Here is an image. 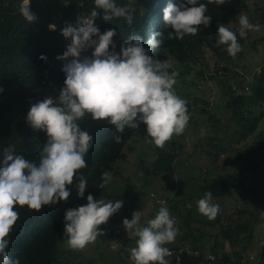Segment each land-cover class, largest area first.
I'll use <instances>...</instances> for the list:
<instances>
[{
  "label": "trees",
  "instance_id": "16d2710c",
  "mask_svg": "<svg viewBox=\"0 0 264 264\" xmlns=\"http://www.w3.org/2000/svg\"><path fill=\"white\" fill-rule=\"evenodd\" d=\"M116 2L119 5H128L132 10V24L126 23L122 17L113 18L108 22L103 21L100 18L102 14L100 9H97L98 15L93 21L94 24L101 32L109 27L116 28L118 39H124L131 32L138 31L142 36V42L151 32L159 30L163 35L161 49L150 55L161 60L168 59L171 64L169 71L175 69L177 72L173 88L177 95L186 100L188 115L192 111L191 107L198 105L201 100L191 92L181 89L177 80L184 71L194 76L201 75L203 71L195 69V62L203 57L207 60L208 68L211 67L210 64L219 66L220 63H228L235 56H240L248 46L258 48L264 53V35L259 44L256 39L248 43L246 37L241 38L237 33L241 49L234 57L227 54L225 45L214 44L216 24L224 23L226 27L237 32L239 28L230 26L229 23L235 22L241 13H248L250 22L259 23L264 27V7L255 6L249 10L248 0H225L219 6L208 3L207 0H199L207 5L206 14L212 17L210 23L206 28L200 26L195 35H186L183 39L168 38L167 32L171 29L162 20V9L168 0H116ZM171 2L175 4L177 0ZM18 6L19 0H0V153L7 148L25 155L30 160H38V150L44 143L45 136L43 132L34 133L27 126L26 112L30 103L42 99L45 95L55 96L62 87L64 75L60 69L64 61L55 57L65 50L67 41L60 29L66 23H75L78 17L86 16L94 4L92 0H30L29 9L36 17L33 22L24 20L18 12ZM49 24L55 28L50 29ZM117 37L114 36L113 40L117 42L118 51ZM90 51L89 49V53ZM39 53H45L50 63L38 59ZM212 60L213 62L208 63ZM242 68L245 74H251L247 79L244 74L240 76L234 71L228 77L216 81V85L222 87L228 83L229 88L226 92H229V96L224 102L228 112L219 113L221 128L211 135L210 140L206 142L209 148L202 152H205L209 159L214 155L233 153L234 160L235 158L238 160V164L244 167L243 170H247L245 166H248L257 177H253L252 182L248 183L240 172L230 171L225 161L220 162L221 164L214 163L213 167L205 164V169H200L201 172H205L203 177L192 176L197 194L202 197L205 191H210L212 202L219 205L217 215L213 219L199 213L194 204L180 195L165 196V193L161 192L160 196L155 197L156 194L150 192L155 208L149 209V217L156 214L159 206H165L178 228L175 239L165 245L171 250L170 255L165 257L168 264H239L241 258L246 257L248 260L250 255L252 256L247 249L254 241L257 214L244 205H238L237 212L231 216L227 213L229 209L225 205L226 199H229L232 196L231 192L235 190L252 196V200H248L249 203L264 205V63L260 66V71H256L255 68L251 70H248L249 67ZM230 80L237 84L236 89L230 88L228 82ZM198 84L197 81L195 86ZM55 89L57 92L53 94ZM199 109L207 113L209 119L207 121L211 122L214 117L213 106L209 110L200 106ZM189 121L190 117L188 123ZM81 127L87 128L93 140L91 148L85 155L87 167L78 171L84 174L87 181L85 197L91 193L94 199H98L107 186L106 184L103 188L97 187L101 179L100 173L109 171L116 174L115 162L125 157L123 148L126 142L136 131L140 129L145 131V125L140 122L137 129L125 127L122 133H118L114 126L107 124L106 121H93L85 117L81 121ZM221 130L222 137L219 136ZM248 133L254 134V138L251 140L248 138L242 145H238L237 139L236 146L232 143L237 137L247 138ZM116 135L120 136L118 142L113 139ZM179 135L173 134L162 147L156 146L157 159L144 165L149 175L144 171L139 172V176L147 174L146 176L153 179L161 173L171 171L172 162L182 146L176 140ZM148 142L152 143L149 139ZM214 160L218 158L215 157L212 161ZM227 160L233 164V160ZM192 166L194 167L193 164ZM220 166L223 171H215L212 175L213 168ZM76 182L77 177L74 174L72 184L66 186L70 189V195L64 201L42 205L39 211L26 207L17 208L18 220L9 234L7 250L10 258L18 260L19 264H55L58 261V243L67 239L63 230V212L67 208L86 203L85 197L76 196L74 187ZM132 207L125 206L128 213ZM226 244L229 245V250H224ZM255 255L262 259L257 263L264 264V244ZM118 261V264H132L130 259L122 257Z\"/></svg>",
  "mask_w": 264,
  "mask_h": 264
},
{
  "label": "clouds",
  "instance_id": "9594fccd",
  "mask_svg": "<svg viewBox=\"0 0 264 264\" xmlns=\"http://www.w3.org/2000/svg\"><path fill=\"white\" fill-rule=\"evenodd\" d=\"M92 2L94 7L86 16L60 29L67 41L65 50L55 57L64 61L60 69L64 75L62 87L55 96L45 95L30 103L26 112L27 126L34 133L43 132L45 136L38 150V160H30L7 148L0 153V264H19L18 260L10 258L7 250L9 234L18 220V207L39 211L42 205L64 201L70 195L66 186L72 184L74 174L77 177L76 196L85 197L87 181L78 170L87 167L85 155L93 140L87 128L81 127L85 117L106 121L118 133L125 127L137 129L142 122L147 136L157 147H162L173 134H181L188 123L186 100L173 88L177 72L175 69L169 71L168 59L150 55L161 49L162 33L159 30L151 32L142 42L138 31L124 39H118L114 27L101 32L93 22L98 15L97 9L102 10L100 18L103 21L122 17L128 24H132V10L128 5L117 4L116 0ZM207 2L219 6L225 0ZM29 3L30 0H19L18 12L25 21L33 22L36 17ZM206 11V3L199 0H177L175 4L168 0L162 9V20L171 29L167 32L168 38L183 39L186 35H195L200 26L208 27L212 17ZM238 24L237 32L224 23L216 24L214 44L225 45L227 54L233 57L241 49L237 33L243 38L246 30L260 27L251 23L246 14L239 15ZM48 27L55 28L50 24ZM114 36L119 41L118 51ZM37 58L50 63L45 53L37 54ZM214 70L220 76L226 73L229 76L233 70L241 69L220 63ZM236 85L231 89H236ZM56 92L57 89L53 94ZM113 139L118 142L120 136ZM113 174L101 172L97 187L108 184ZM85 199V204L63 212L64 236L72 249L83 248L96 240L103 231L98 226L123 204L121 199H94L91 193ZM196 207L208 219H213L219 210V205L212 202L210 191L196 200ZM141 214V210H133L130 219L121 221L127 236L134 238L129 259L132 264H168L165 257L170 255V250L165 245L175 239L178 231L174 218L165 206L159 207L146 224L140 223ZM114 232L120 233V227ZM62 251L59 249V254Z\"/></svg>",
  "mask_w": 264,
  "mask_h": 264
},
{
  "label": "rangeland",
  "instance_id": "374dc122",
  "mask_svg": "<svg viewBox=\"0 0 264 264\" xmlns=\"http://www.w3.org/2000/svg\"><path fill=\"white\" fill-rule=\"evenodd\" d=\"M255 6L264 7V0H248L249 10H252ZM246 15L248 17V13ZM238 17L235 22H231L229 25L239 28ZM255 23L253 22V24ZM258 25L260 24L258 23ZM263 35L264 27L260 25L258 30H246L245 37L248 43H252L256 39L260 44ZM213 60L208 61V63L213 62ZM263 63L264 53L260 49H254L250 46L245 47L240 56L237 55L232 61L228 62V64H231L236 69H241L238 73L240 76L244 74L246 79L251 76V74H245L242 67H249L248 70L255 68L256 71H260V66ZM213 65L210 64L211 67L208 68L206 58L202 57L195 62V69L197 71H203L201 75L194 76L192 73H186L184 71L177 80L181 89L186 92H191L193 96L198 97L201 101L198 105H193L191 107L192 111L189 114L190 121L187 130L185 131L184 129V131L176 137V140H178L182 146L178 152V156L172 162L171 171L161 173L153 179L146 176L147 174L149 175V173L146 172L144 165L150 164L153 160L157 159L158 149L154 144L148 142V139L149 141L151 140L145 131H142V129H140L142 132H139L140 130L136 131L123 148L125 157L115 162L116 174L112 175V180L107 184L105 190L98 198L110 200L121 199L123 201L122 207L116 213L112 214L105 223L98 226V228L103 230L102 234L93 242L86 244L83 248L72 249L67 246L66 240L59 242L57 246L59 259L55 264H118V259L120 257L128 260L129 257H127V254H129V249L134 246V238H129L127 236L121 223L122 219H130L133 210H141L140 223L146 224L147 220L152 218L149 217V209L155 208L152 201L154 199L150 197V192H154L156 194L155 197L160 196L161 192H164L165 196L177 197L180 195L191 204H194L196 208V200L199 199L200 196L197 194L196 185L191 177H197V175L203 177L205 172H201L200 169H205V164L213 167L215 165L214 163L221 164L225 161L224 163H227V168H229L230 171L234 173L240 172L239 174L245 176L244 178H246L248 183L252 182L253 177H257L252 173L250 167L245 166L248 171L243 170L244 167L238 164V160H236V158L234 160L233 153L228 152L219 154V156L214 155L211 159L205 154L206 149L209 148L206 142L210 140L215 130L221 128L219 113L228 112V108L224 105V102L229 96V92H226L229 88L228 83H222L224 85L223 87L222 85H216V81L228 77V73L224 76L218 75L217 71L212 69L214 67ZM210 74H212L213 77H209ZM197 81L199 84L196 87L195 84ZM228 82L230 88L236 85L232 80ZM199 106L207 110L213 106L214 117L211 119V122L207 121L209 120L207 113L202 112ZM222 135L223 131L221 130L219 136L222 137ZM199 136L201 137L200 140ZM247 136L248 137L245 139L237 137L232 143L236 146L237 143L235 140L237 139L238 145H242L244 141H248V138H250V140L254 138V134L249 135L248 133ZM204 149L205 152H202ZM215 157H217L218 160L212 161ZM227 159L233 160V164L231 165L228 163ZM191 164H193L194 167H191ZM213 169L214 171L211 172L212 175L215 171H223L221 166ZM144 171L147 174L139 176V172L141 173ZM231 195L232 196L225 201V205L229 209L227 212L229 215L233 216L232 213L237 212L238 205H244L247 209L254 210L255 214L258 216V223H256L254 229V241L247 249V252L251 253L252 256L248 260L245 258L244 262L242 259L243 264L249 261L250 262L247 264H258L257 262L262 259L259 258L260 256L256 257L255 252L258 249L260 250V247L264 244V205L263 203H249L248 200H252V196L245 194L241 190H235L231 192ZM165 196L162 197L167 199ZM128 205L133 206L130 213H128L125 208V206ZM118 226L121 232L115 233L114 229ZM126 238L127 243H125ZM59 249L61 251L63 250L61 254H59ZM229 249V245L226 244L224 250ZM253 255H255V257H253Z\"/></svg>",
  "mask_w": 264,
  "mask_h": 264
},
{
  "label": "built area",
  "instance_id": "2783aa9c",
  "mask_svg": "<svg viewBox=\"0 0 264 264\" xmlns=\"http://www.w3.org/2000/svg\"><path fill=\"white\" fill-rule=\"evenodd\" d=\"M117 231H118V229H117ZM170 252H171V250H170ZM250 257H251V256H250ZM250 257H249V258H250ZM245 258H246V257L241 258V264H243V263H242V259H243V262H244Z\"/></svg>",
  "mask_w": 264,
  "mask_h": 264
}]
</instances>
